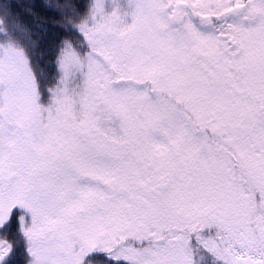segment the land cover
Instances as JSON below:
<instances>
[{
	"label": "snow or ice",
	"instance_id": "snow-or-ice-1",
	"mask_svg": "<svg viewBox=\"0 0 264 264\" xmlns=\"http://www.w3.org/2000/svg\"><path fill=\"white\" fill-rule=\"evenodd\" d=\"M42 7L50 60L0 0V264H264V0Z\"/></svg>",
	"mask_w": 264,
	"mask_h": 264
},
{
	"label": "trees",
	"instance_id": "trees-1",
	"mask_svg": "<svg viewBox=\"0 0 264 264\" xmlns=\"http://www.w3.org/2000/svg\"><path fill=\"white\" fill-rule=\"evenodd\" d=\"M13 2L21 22L29 28L34 41L39 46L38 55L50 60L49 49L56 42L60 32L53 26L52 13L42 7L45 0H13Z\"/></svg>",
	"mask_w": 264,
	"mask_h": 264
}]
</instances>
